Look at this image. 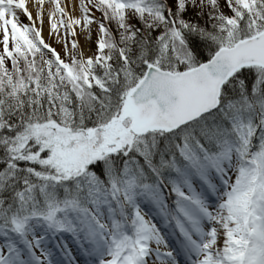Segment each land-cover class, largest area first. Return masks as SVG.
<instances>
[{
    "label": "snow or ice",
    "instance_id": "6c2138e0",
    "mask_svg": "<svg viewBox=\"0 0 264 264\" xmlns=\"http://www.w3.org/2000/svg\"><path fill=\"white\" fill-rule=\"evenodd\" d=\"M0 264H264V0H0Z\"/></svg>",
    "mask_w": 264,
    "mask_h": 264
},
{
    "label": "rangeland",
    "instance_id": "374dc122",
    "mask_svg": "<svg viewBox=\"0 0 264 264\" xmlns=\"http://www.w3.org/2000/svg\"><path fill=\"white\" fill-rule=\"evenodd\" d=\"M45 35H46L45 38H46V40H47V39H48L47 27H45ZM49 42L52 43L53 46H56L54 38H53L52 40H50Z\"/></svg>",
    "mask_w": 264,
    "mask_h": 264
},
{
    "label": "bare ground",
    "instance_id": "6f19581e",
    "mask_svg": "<svg viewBox=\"0 0 264 264\" xmlns=\"http://www.w3.org/2000/svg\"><path fill=\"white\" fill-rule=\"evenodd\" d=\"M47 27V26H46ZM45 37H46V35H45Z\"/></svg>",
    "mask_w": 264,
    "mask_h": 264
}]
</instances>
